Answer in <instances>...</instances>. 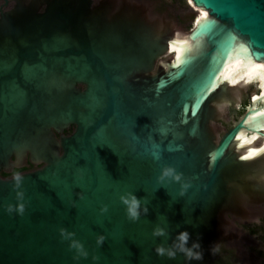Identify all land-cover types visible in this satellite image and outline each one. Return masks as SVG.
Returning a JSON list of instances; mask_svg holds the SVG:
<instances>
[{
  "label": "water",
  "instance_id": "95a60500",
  "mask_svg": "<svg viewBox=\"0 0 264 264\" xmlns=\"http://www.w3.org/2000/svg\"><path fill=\"white\" fill-rule=\"evenodd\" d=\"M191 1L188 32L138 0L0 16V264H211L264 196V91L231 67L264 66V0Z\"/></svg>",
  "mask_w": 264,
  "mask_h": 264
},
{
  "label": "flooded vegetation",
  "instance_id": "af4514ba",
  "mask_svg": "<svg viewBox=\"0 0 264 264\" xmlns=\"http://www.w3.org/2000/svg\"><path fill=\"white\" fill-rule=\"evenodd\" d=\"M92 5H99L102 0H90ZM143 4H153L148 0H138ZM175 0H157L158 5L169 3L174 5L173 8L181 12L179 4H174ZM194 5V3L189 0ZM17 0H0V16L15 8ZM46 3H42L40 10H45ZM201 12V10H200ZM152 16L160 17L167 25L180 27L174 20L168 19L165 13L152 8ZM188 18L192 21L193 16L179 13V18ZM264 78L263 72H259ZM225 126L226 124L222 122ZM72 127L65 131L66 134L72 132ZM41 165L28 164L27 166L19 169V172L36 169ZM14 171L12 174H14ZM250 209L247 214L241 218H234L228 215L227 218L234 226V233L229 240L224 241L216 250L211 264H264V196L249 204Z\"/></svg>",
  "mask_w": 264,
  "mask_h": 264
},
{
  "label": "clouds",
  "instance_id": "9594fccd",
  "mask_svg": "<svg viewBox=\"0 0 264 264\" xmlns=\"http://www.w3.org/2000/svg\"><path fill=\"white\" fill-rule=\"evenodd\" d=\"M164 177H172V179H174V180H179L180 179L179 175H174L173 170L171 168L163 169L160 179H163ZM19 181H20V178L17 177V184H19ZM121 200L123 201V203L125 205H127V214L129 216V218L135 220L138 217V215H139V212H138L139 201L135 198V196H131V195L128 196L127 198L121 197ZM20 211H22V207H21ZM63 231L64 230L61 229L62 234H63ZM155 234H157V235L162 234V231L158 230ZM69 235H71V234H69ZM103 239H104L103 236L98 237L97 243H102ZM187 239H188V234L186 232H182V233L179 234L178 240L180 241V249L182 251H185L186 254L189 257H194L196 259H199L200 257H199L198 253L194 254L191 250L183 248V244L187 241ZM71 246L75 247L77 250H81L82 249V245H80L76 241H73ZM193 247H198V245H194ZM156 251H157L158 254H163L165 252V249L157 248ZM81 254L82 255H86V253H84L82 251H81ZM167 254L169 256L174 255V253H172L171 251H168Z\"/></svg>",
  "mask_w": 264,
  "mask_h": 264
},
{
  "label": "rangeland",
  "instance_id": "374dc122",
  "mask_svg": "<svg viewBox=\"0 0 264 264\" xmlns=\"http://www.w3.org/2000/svg\"><path fill=\"white\" fill-rule=\"evenodd\" d=\"M148 2L153 3L152 4V8L155 10H159L162 13H165V15L168 17V19L170 20H174L176 22L177 25L180 26V28L185 31L188 32L192 26V21L187 20L188 18H179V13L181 15H185L188 14L190 15V17L193 16L194 10L193 8L190 6V4L186 1V0H175L173 1L174 4H179L181 7V12L176 11L173 6L174 5H170L169 3H165L163 6L162 4L158 5L157 0H148ZM202 16V14H201ZM254 88V86H250L249 90L247 91V94L250 93V91ZM235 119V118H234ZM226 125L224 126L222 124V126H219L218 129L219 130H227L230 127V122L225 123Z\"/></svg>",
  "mask_w": 264,
  "mask_h": 264
},
{
  "label": "bare ground",
  "instance_id": "6f19581e",
  "mask_svg": "<svg viewBox=\"0 0 264 264\" xmlns=\"http://www.w3.org/2000/svg\"><path fill=\"white\" fill-rule=\"evenodd\" d=\"M190 5H192L189 0H186ZM198 11H200L199 8H197ZM206 16V12L201 10V12H199V15L201 16ZM244 66L243 68H241V70L239 71L240 75H245V77L247 79L250 80H256L257 83L260 85L262 92L264 91V78L261 76V74L259 72H263L264 75V66L262 65H257L255 63H246V61L244 59H242L241 57H237L234 58L231 64V67H241Z\"/></svg>",
  "mask_w": 264,
  "mask_h": 264
},
{
  "label": "trees",
  "instance_id": "16d2710c",
  "mask_svg": "<svg viewBox=\"0 0 264 264\" xmlns=\"http://www.w3.org/2000/svg\"><path fill=\"white\" fill-rule=\"evenodd\" d=\"M241 111H242V109H241ZM18 171H19V170H15V171H14V174H16ZM2 175L6 176L5 174H2Z\"/></svg>",
  "mask_w": 264,
  "mask_h": 264
}]
</instances>
